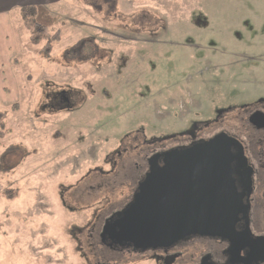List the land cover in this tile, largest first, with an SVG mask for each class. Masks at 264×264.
Instances as JSON below:
<instances>
[{"label": "rangeland", "instance_id": "obj_1", "mask_svg": "<svg viewBox=\"0 0 264 264\" xmlns=\"http://www.w3.org/2000/svg\"><path fill=\"white\" fill-rule=\"evenodd\" d=\"M21 1L0 10L9 129L0 140V264H97L85 259L86 234L97 237L98 216L134 187L136 169L121 160L129 152L116 151L158 144L192 119L212 120L215 108L264 95V0H118L113 20L87 0H43L60 31L51 45L30 43ZM127 13L147 15L152 23L140 26L153 31L132 33L120 22ZM61 89L75 92L73 112L47 102ZM222 119L221 128L241 126L238 114ZM109 247L100 248L109 264L139 260Z\"/></svg>", "mask_w": 264, "mask_h": 264}, {"label": "flooded vegetation", "instance_id": "obj_2", "mask_svg": "<svg viewBox=\"0 0 264 264\" xmlns=\"http://www.w3.org/2000/svg\"><path fill=\"white\" fill-rule=\"evenodd\" d=\"M85 3L89 8L100 9L101 12H105L102 15L104 18L113 20L118 17L116 12L118 0H87ZM132 13L119 15L120 22H123L122 24L125 28L130 29L134 34H139L143 30L147 32L153 31L150 26L148 28L140 26L147 21L149 22L147 15ZM150 18L153 19L152 16ZM148 22V25L152 23ZM132 26L133 29L131 28ZM82 48H84L83 45L78 49ZM94 49L98 48L95 47ZM86 58H88V55ZM92 65L93 63L89 64L93 70L98 69L95 68L96 64ZM73 93L75 92L72 90L61 89L54 93L52 99L47 100V102L49 104L53 103L54 108L58 110L73 112L76 107V104L71 99L74 96ZM237 107L215 108L213 114L216 115L212 120L192 119L189 122V126L185 127L180 133H175L164 140H159L158 144L156 140H144L145 144L142 143L141 145L128 142L126 145L121 146L120 151H116L118 158H121L122 151L125 153L129 152L128 155L124 154L126 156L121 160L123 163L132 164L136 169V175L133 178L134 187L131 196L126 201L116 203L117 206L109 215H97L99 219L101 217L98 236L94 237L90 232L86 234L87 253L90 254V256L84 255L87 261L91 258L97 264H109L111 260L106 259V255L102 253L100 248L110 246L109 248L114 247L118 253L129 252L139 255V260L134 264H264V260L260 261V248L263 247V243L261 245H251L252 243L249 242L250 237L264 236V127L258 128L249 121L252 114H262L264 116V95H260L252 102L243 103ZM188 112L189 110L185 113ZM226 114H238L241 122L240 128H221L220 124L224 120L222 117ZM239 114L245 115L240 118ZM207 129H209L208 132H206ZM221 132L237 139L241 144L244 155L243 161L234 158L231 163L234 184L237 192L241 194L243 206L242 213H239L235 223V230L241 235L236 238L237 240L232 246L228 240L219 237L192 235L168 247L140 250L134 249L131 245L115 244L107 236L102 237L104 226L116 219L118 214L132 203L146 174L151 170L161 172L160 169L165 163L164 159L162 157L152 159V156L162 154L171 149L192 146L198 142L208 140ZM134 151H138L141 157L134 160L135 158L133 159L130 156ZM231 151L234 156H237V147L232 146ZM108 161L113 164L117 162L115 157L106 156L105 162ZM163 185L172 193L178 192L180 188L179 183L173 177L168 182L165 181ZM184 186L185 184L182 187ZM110 209H113V207ZM141 258H144L143 261L140 260ZM148 260L149 262H146ZM120 262H123V260Z\"/></svg>", "mask_w": 264, "mask_h": 264}, {"label": "water", "instance_id": "obj_3", "mask_svg": "<svg viewBox=\"0 0 264 264\" xmlns=\"http://www.w3.org/2000/svg\"><path fill=\"white\" fill-rule=\"evenodd\" d=\"M249 121L258 128L264 127L262 114H252ZM232 146L237 147V156L233 155ZM158 157L165 161L161 172L151 170L146 174L132 203L104 226L102 237L140 250L168 247L192 235L219 237L232 246L241 235L235 230V223L243 208L231 172L234 158L244 160L239 141L221 132L151 158ZM171 177L180 185L176 193L163 185ZM249 242L263 243V247L259 246L263 261L264 236L250 237Z\"/></svg>", "mask_w": 264, "mask_h": 264}, {"label": "trees", "instance_id": "obj_4", "mask_svg": "<svg viewBox=\"0 0 264 264\" xmlns=\"http://www.w3.org/2000/svg\"><path fill=\"white\" fill-rule=\"evenodd\" d=\"M19 15L23 26L28 31L30 43L40 44L41 42H45L47 45H51L60 39V31L58 29L53 30V27L57 23V17L53 16L45 5H23L19 9ZM5 118L6 112L0 111V140L9 132V129L6 128ZM12 148L13 146H8L1 153V158L9 153ZM4 195L8 198H13L15 190H6Z\"/></svg>", "mask_w": 264, "mask_h": 264}, {"label": "crops", "instance_id": "obj_5", "mask_svg": "<svg viewBox=\"0 0 264 264\" xmlns=\"http://www.w3.org/2000/svg\"><path fill=\"white\" fill-rule=\"evenodd\" d=\"M42 1L43 0H28V1H25V3H23V1H21V3H23V4H21V6L26 5V4H42V5H44ZM48 1L59 2L60 0H48ZM13 2H14V0H0V10H8V8L10 7V5H12Z\"/></svg>", "mask_w": 264, "mask_h": 264}]
</instances>
